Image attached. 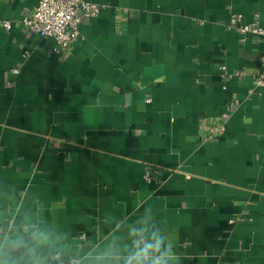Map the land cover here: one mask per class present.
I'll return each mask as SVG.
<instances>
[{
    "label": "crops",
    "instance_id": "obj_1",
    "mask_svg": "<svg viewBox=\"0 0 264 264\" xmlns=\"http://www.w3.org/2000/svg\"><path fill=\"white\" fill-rule=\"evenodd\" d=\"M39 1L0 0V226L77 259L147 228L178 264H264V38L231 24L264 27V0H89L66 54L22 23Z\"/></svg>",
    "mask_w": 264,
    "mask_h": 264
},
{
    "label": "clouds",
    "instance_id": "obj_2",
    "mask_svg": "<svg viewBox=\"0 0 264 264\" xmlns=\"http://www.w3.org/2000/svg\"><path fill=\"white\" fill-rule=\"evenodd\" d=\"M130 232L135 237L131 246L114 241L102 251L92 250L77 259L62 247L58 236L35 223L4 225L0 226V264H178L174 245L166 243L159 230L150 238L147 228H131Z\"/></svg>",
    "mask_w": 264,
    "mask_h": 264
},
{
    "label": "built area",
    "instance_id": "obj_3",
    "mask_svg": "<svg viewBox=\"0 0 264 264\" xmlns=\"http://www.w3.org/2000/svg\"><path fill=\"white\" fill-rule=\"evenodd\" d=\"M102 11L103 6L89 0H40L36 9L27 14L22 23L31 34L55 39L58 44L56 51L66 54L71 51L73 43L79 38L81 25L88 19L98 17ZM13 24L11 20H0V28L5 31L12 29ZM231 24L239 30L242 41H245L249 35L264 38V27L260 25L259 17H256L251 24H244L243 17L236 15L232 18ZM222 70L225 81L243 76L239 71L228 73L224 67ZM11 72L19 74L20 70L13 68ZM256 76V85L264 88V53L261 57V69ZM8 85L13 87L14 83L9 82ZM237 105L236 100L230 102L224 114L226 120L230 118V113ZM226 124L227 121L208 128L202 135L203 141L218 139L225 131ZM144 179L147 183H160L162 181L160 170H149Z\"/></svg>",
    "mask_w": 264,
    "mask_h": 264
}]
</instances>
